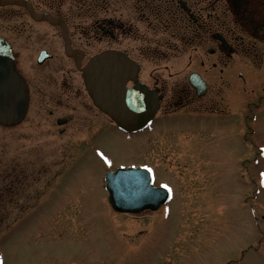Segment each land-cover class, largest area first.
Returning <instances> with one entry per match:
<instances>
[{
  "label": "rangeland",
  "instance_id": "rangeland-1",
  "mask_svg": "<svg viewBox=\"0 0 264 264\" xmlns=\"http://www.w3.org/2000/svg\"><path fill=\"white\" fill-rule=\"evenodd\" d=\"M63 114L70 124L0 123V181L15 189L0 204V264H264V117L255 141H244L234 114L168 121L133 138L90 127L85 109ZM142 165L173 196L157 211L116 212L106 173Z\"/></svg>",
  "mask_w": 264,
  "mask_h": 264
},
{
  "label": "flooded vegetation",
  "instance_id": "flooded-vegetation-1",
  "mask_svg": "<svg viewBox=\"0 0 264 264\" xmlns=\"http://www.w3.org/2000/svg\"><path fill=\"white\" fill-rule=\"evenodd\" d=\"M24 1L0 0V58L16 77L14 91L0 95V110L14 119L2 125L55 119L65 126L72 116L56 113L79 107L93 114L90 127L142 125L128 132L137 136L168 121L234 114L248 128L242 139L255 141L264 117V0ZM94 62L110 69L108 77L95 75L97 94L86 71ZM104 89L109 109L98 95ZM232 100L239 104L233 111ZM1 182L0 204L7 205L15 189Z\"/></svg>",
  "mask_w": 264,
  "mask_h": 264
},
{
  "label": "water",
  "instance_id": "water-1",
  "mask_svg": "<svg viewBox=\"0 0 264 264\" xmlns=\"http://www.w3.org/2000/svg\"><path fill=\"white\" fill-rule=\"evenodd\" d=\"M90 82L93 86L94 65L88 67ZM16 83L15 72L9 59L0 58V94H10ZM106 105L108 103L106 102ZM12 116L0 110V120L11 121ZM106 189L109 201L119 212L140 213L144 210H157L168 198L165 188L154 187L150 173L145 168H119L106 175Z\"/></svg>",
  "mask_w": 264,
  "mask_h": 264
},
{
  "label": "snow or ice",
  "instance_id": "snow-or-ice-1",
  "mask_svg": "<svg viewBox=\"0 0 264 264\" xmlns=\"http://www.w3.org/2000/svg\"><path fill=\"white\" fill-rule=\"evenodd\" d=\"M166 187V186H165Z\"/></svg>",
  "mask_w": 264,
  "mask_h": 264
}]
</instances>
